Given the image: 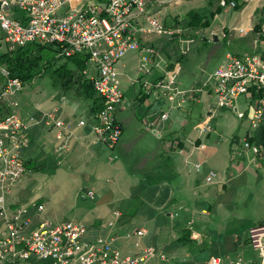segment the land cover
Returning <instances> with one entry per match:
<instances>
[{
    "label": "crops",
    "instance_id": "0c3cea01",
    "mask_svg": "<svg viewBox=\"0 0 264 264\" xmlns=\"http://www.w3.org/2000/svg\"><path fill=\"white\" fill-rule=\"evenodd\" d=\"M234 1L235 8L223 7L219 0H154L153 11L174 32L140 37L139 43L156 49L166 68L177 64L175 84L186 91L184 103L170 108L163 99L145 96L134 81L138 52H127L115 64L124 104L115 110L121 131L112 149L93 140L95 112L90 101L82 104L80 93L59 88L52 97L19 106L17 114L28 137L25 172L6 201L41 203L42 218L79 221L86 240L107 239L121 254L152 246L165 254L163 264H206L214 256L227 262L237 255L246 264H258L249 230L264 223V150L259 154L243 150L242 141L250 138L264 144V130L250 128L247 96H240L236 108L244 117L238 118L234 109L217 108L212 130L200 134L196 125L205 117L206 104L215 105L214 97L208 89L200 90L201 84L183 88L178 83L186 44L198 36L204 44L213 42L212 50L224 41L228 50L222 60L226 53L264 52V0ZM193 18L201 19L202 25L192 26ZM128 60L132 75L126 71ZM159 74L153 67L142 78L153 80ZM142 103L143 109H137ZM195 103L201 108L194 120ZM52 106L72 129L68 148L60 154L54 151L53 131L39 121L40 113ZM161 111L168 112L164 121L156 120ZM28 116L37 123H30ZM79 119L84 125L75 128ZM151 121L157 134L149 130ZM195 163L200 164L199 171L194 170ZM211 170L217 177L207 183ZM85 189L93 191L91 199L80 197ZM23 191L26 195L20 197ZM136 229L144 233L136 236L132 233Z\"/></svg>",
    "mask_w": 264,
    "mask_h": 264
},
{
    "label": "built area",
    "instance_id": "2783aa9c",
    "mask_svg": "<svg viewBox=\"0 0 264 264\" xmlns=\"http://www.w3.org/2000/svg\"><path fill=\"white\" fill-rule=\"evenodd\" d=\"M153 4L154 0H0V31L9 48L29 43L51 44L61 57L76 56L83 60L80 74L90 83L100 102L90 132L94 141L112 149L121 131L115 110L124 104L115 64L127 52H138L134 81L139 82L145 96L163 99L170 108H180L184 103L186 91L175 84L177 64L166 68L156 49L139 43L140 37L170 36L174 32L153 11ZM219 4L236 6L234 0H219ZM14 10L18 11L17 16L12 15ZM238 31L246 32L243 28ZM153 67L160 70L158 77L142 78ZM0 73V264H163L165 254L152 246L121 254L107 239L86 240L85 228L79 221L50 222L42 218L41 203L28 201L10 205L6 201L10 187L25 172L23 151L28 137L26 125L15 111L14 96L23 82L4 68ZM202 89L210 91L215 105L206 104L205 117L196 125L200 134L212 130L211 120L217 108L234 109L238 118L244 117V111L236 108L240 96H247L250 128L264 130V52L240 56L226 53L203 81ZM57 110L52 106L41 112L39 121L53 131L54 151L60 154L68 148L72 129ZM167 118V111L156 116L158 121ZM28 121L37 123L32 116H28ZM82 125L84 120L79 119L74 127ZM148 127L152 133H158L153 121ZM242 149L259 154L264 144L246 138ZM194 170H200L199 163L194 164ZM216 177V172L211 170L205 181L210 183ZM93 195L91 189H85L80 197L91 199ZM118 214L113 212L115 217ZM112 222L107 221L106 225L111 226ZM132 233L140 236L144 230L136 229ZM249 235L258 264H264V223L250 228ZM206 264L246 262L241 255L227 262L214 256Z\"/></svg>",
    "mask_w": 264,
    "mask_h": 264
},
{
    "label": "rangeland",
    "instance_id": "374dc122",
    "mask_svg": "<svg viewBox=\"0 0 264 264\" xmlns=\"http://www.w3.org/2000/svg\"><path fill=\"white\" fill-rule=\"evenodd\" d=\"M205 12L207 13V11ZM191 20L193 22L192 26H194L195 28H198L202 25L201 19L193 18ZM181 24L183 25V22ZM166 27L169 28L170 26H166ZM187 33H190V30L186 31V33L183 34V36L185 37ZM2 37L3 34L0 31V39H1L0 56L4 52L15 53L16 51L18 52L20 50L26 49L28 51L26 56L24 57V55H21L17 59V61L23 64L28 63L27 60H31V59L33 60L37 59L41 61L43 58H48L49 56H52L55 53L53 49H48V48H42L40 50H37L35 47H32L31 49L30 46H33L32 44L26 46V48L25 47H22L20 49L9 48L10 46L3 42ZM156 40H154V43ZM212 46H213V42L210 41L208 44H204L199 36L195 38L192 43L186 44V48H187L186 55L184 57L182 56L180 62L181 71L178 75V83L181 87L189 88L194 84H202L203 81L208 77V75L211 74L215 69V67L221 62L223 58V54L228 50V45L224 41H220L215 46L214 50H212ZM53 59L49 61V63L46 65L47 67L50 66V68H52L51 65L54 66L53 64L64 61V59L56 56ZM65 63L66 66L69 68V71L65 72L62 75H57V74L53 75L54 82H52V77L48 73H45L41 76H37L35 78L32 77L27 80L24 79L22 80L23 81L22 87L14 96V99L17 102V107L15 109L16 113H17V108H19V106H22L24 104H28L32 106L35 102H39V100L43 98L52 97V95H55V93L59 90V88L62 91H67L71 93H75V92L82 94L87 93L86 91H84L85 86L81 84L82 78L75 70L76 68H74L73 64L70 62H65ZM38 64L36 66H38ZM131 65H132V60L131 61L128 60L126 71L130 75H132L133 73L131 70H129ZM3 68L4 65L0 62V69ZM1 80H2V75L0 73V82ZM89 91L92 92L90 87H89ZM242 98L243 97L240 98V102L242 101ZM80 101L82 102V104H85V102H89V99L81 97ZM136 108L143 109V103L138 105ZM192 108L194 111L193 113H195L193 117V119L195 120L196 118L195 116L197 112L200 110L201 104L199 103H195V105L192 104ZM10 189H12V186L10 187ZM25 195L26 193L24 191L19 193L20 197H24Z\"/></svg>",
    "mask_w": 264,
    "mask_h": 264
},
{
    "label": "trees",
    "instance_id": "16d2710c",
    "mask_svg": "<svg viewBox=\"0 0 264 264\" xmlns=\"http://www.w3.org/2000/svg\"><path fill=\"white\" fill-rule=\"evenodd\" d=\"M262 11L264 12V6L262 8ZM33 45L30 46V48L32 49V47H35L37 50H40L42 48H48V49H53L54 50V55L49 56L48 58H43L41 61L35 59H31V60H27L28 63H21L19 61H17V59L21 56L24 55V57L27 54V50H20V51H16L15 53H9V52H4L2 53V55L0 56V62L4 65V69L10 74V75H14L19 77L21 80H27L30 78H35L37 76H41L45 73L50 74V76L52 77V82H54L53 80V75H62L65 72L69 71V68L66 66L65 62H70L73 64L74 68H76L75 70L78 72L79 76H81L80 74V70L84 67V63L83 60L79 59L76 56H70V57H61L60 55H58V49L56 47H54L51 44H46V45H38L35 43H29L26 44L24 46L21 47H16L17 49H20L22 47L28 46V45ZM30 50V49H29ZM60 57L62 59H64L63 62H58L56 64H53L54 66L51 65L52 68L47 67L46 65L49 63V61L51 59H53L54 57ZM54 61V59H53ZM39 63V64H38ZM38 64V66H36ZM28 70H27V69ZM81 84L85 86V90L87 93L82 94L80 93L84 98H88L90 103H91V108L94 112H96V110L99 107V98L95 95L90 83L84 79L81 76ZM23 82V81H22ZM89 87L91 88L92 92L89 91ZM94 94V95H93ZM25 164V162H24Z\"/></svg>",
    "mask_w": 264,
    "mask_h": 264
},
{
    "label": "water",
    "instance_id": "95a60500",
    "mask_svg": "<svg viewBox=\"0 0 264 264\" xmlns=\"http://www.w3.org/2000/svg\"><path fill=\"white\" fill-rule=\"evenodd\" d=\"M252 227H255V226H252ZM252 227H251V228H252Z\"/></svg>",
    "mask_w": 264,
    "mask_h": 264
}]
</instances>
